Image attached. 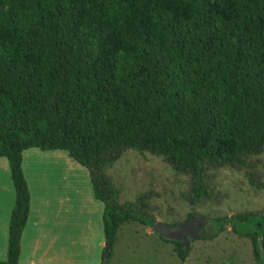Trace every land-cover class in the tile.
<instances>
[{"label":"trees","instance_id":"trees-1","mask_svg":"<svg viewBox=\"0 0 264 264\" xmlns=\"http://www.w3.org/2000/svg\"><path fill=\"white\" fill-rule=\"evenodd\" d=\"M33 147L87 169L112 247L121 225L157 221L146 194L121 203L107 175L127 149L188 174L192 207L208 202L213 172L264 150V0H0V157L15 192L0 264L19 263L30 210L22 152ZM211 223L200 238L230 224L264 264V215ZM158 237L185 261L190 245Z\"/></svg>","mask_w":264,"mask_h":264},{"label":"rangeland","instance_id":"rangeland-1","mask_svg":"<svg viewBox=\"0 0 264 264\" xmlns=\"http://www.w3.org/2000/svg\"><path fill=\"white\" fill-rule=\"evenodd\" d=\"M30 154L29 157H25V160L29 158L27 159L28 163L33 164L34 157ZM58 154L61 155L56 159L57 171L63 172V163L65 164L69 157L64 151H60ZM63 156L64 158H61ZM69 160H71L73 168L81 170L79 173L82 176L87 174L88 171L85 167L71 158ZM27 173H29L28 169ZM107 175L112 184L120 191L119 201L121 203L134 201L141 194H146L145 202L149 214L153 215L156 220L166 223L183 221L190 212L195 213V216L202 214L210 222L216 217L231 216L241 212L264 215V150L261 154L252 156L241 168H221L213 172L209 181L211 189L209 201L194 207L186 201L191 185L190 176L176 172L159 155L127 149L107 169ZM55 177L57 178V176ZM6 178L8 182H12L7 172H5ZM59 180L62 182L60 178ZM38 187V184L31 182L33 197H35ZM56 191L54 193H57V196L60 195L59 190ZM62 212L64 213V211ZM34 214L37 215V211ZM258 218H253V220ZM36 224L35 231L31 230L28 233L29 235L35 234V238L38 239L36 255L39 260H44V264L60 263L59 261L67 255V251L68 259L69 251H72L74 264L92 262L97 234L102 236L101 218L98 219L96 228L95 226L88 228L87 225L79 224L89 230L85 232L87 238L84 246L81 244V237L76 236L75 232H73L72 240L63 241L66 232L62 230L63 226L60 220L52 222L48 212L43 214V218H37ZM51 225L58 227H53V231ZM252 225V222L242 223L239 229L246 230ZM68 226L77 225L72 221V223L68 222ZM145 228L150 230V227H144L134 222L120 226L109 263L172 262L177 260L178 256L174 253L173 244L161 240L155 233L147 234ZM52 232H56V234L51 235ZM26 241L22 254L24 264L26 256L32 251L34 244V242L30 244L28 241V245H26ZM190 246L192 249L188 256L190 261H203L202 259L207 256L225 259L213 260L217 262L247 263L252 261L249 239L236 235L231 230L230 224L225 225V230L211 239H192ZM0 252L2 257L0 260L6 259V247L2 248Z\"/></svg>","mask_w":264,"mask_h":264},{"label":"crops","instance_id":"crops-1","mask_svg":"<svg viewBox=\"0 0 264 264\" xmlns=\"http://www.w3.org/2000/svg\"><path fill=\"white\" fill-rule=\"evenodd\" d=\"M37 151L39 152L37 153ZM60 151H64V150L61 149L40 150L39 148L33 147V148L25 149L22 152V169L30 192V210L25 228L21 236V253L19 256L18 264H24L22 259V254H23V247L25 240H27L26 245H28V241H30V244L34 242L32 251H30L26 256L25 264H44L43 263L44 260H39L36 255V241L38 239L35 238V234L29 235L28 233L31 230L35 231V227L37 226L36 224L37 218L39 217L43 218L44 213L46 212L49 213L52 222H55L58 219L60 220L63 226L62 230L66 232L63 241L72 240V238L74 237L73 232H75L76 236L81 237L82 239L81 244H83V246L84 243H86V238H87L85 232L89 230L85 229L83 226H79V224L87 225L88 228L89 227L92 228L93 226H95L96 228V226H98L97 221L99 218H101V222H102L103 204L93 195L88 172L87 174L82 176V174L79 173L81 171L79 168L77 169L73 168V165L70 162L71 160H69L71 157L67 154L66 151L64 152H66L69 158H67L68 161L65 162V164L63 163L64 171L63 172L57 171L58 167H57L56 159L59 158V155H61L58 154L60 153ZM29 154L34 157L33 164L28 163L27 159L29 158L25 160V157H29ZM61 158H64V156ZM27 169L29 170V173H27ZM9 171L10 170L7 159L5 157H0V250L4 247H6L7 250L8 223H9L10 212L14 205V199H15V192L13 194V189H14L12 186L13 184L12 182L11 183L8 182L7 178L5 179V172L9 173L10 175ZM55 176H57V178ZM58 177L62 180V182H60ZM31 182L36 183L39 186L37 193H35V197H33ZM55 190L57 191L59 190L60 195L57 196V193H54ZM36 211L38 213L37 215L34 214ZM62 211H64V213ZM70 217L71 219H69ZM72 221H74L77 226H72V227L68 226V222L72 223ZM53 227H58V226L51 227V230L54 231ZM144 227H149V226H144ZM145 232L147 234L154 233L151 231V229L148 230L147 228H145ZM54 234H56V232H52L51 235ZM96 242L97 243L95 245V255L93 257L92 262L78 263V264H101L102 252L105 243L103 237V231H102V236L100 234H97ZM191 250L192 249H190V251ZM69 254H70L69 259H68V251H67V255H65L64 259L59 261L60 263H55V264H74L72 261V255H73L72 251H69ZM188 256L184 262H181V260L178 257L177 260L172 262H140V263L114 262L108 264H255L254 260L252 259V256H251L252 261L247 263H238V262L235 263L231 261L217 262L213 260H225V259H216L214 257L210 258L208 256L202 259L203 261H197V260L190 261L188 259ZM0 258H2L1 252H0Z\"/></svg>","mask_w":264,"mask_h":264},{"label":"water","instance_id":"water-1","mask_svg":"<svg viewBox=\"0 0 264 264\" xmlns=\"http://www.w3.org/2000/svg\"><path fill=\"white\" fill-rule=\"evenodd\" d=\"M207 218L199 214L193 216L176 224L166 223L157 220L151 227V231L156 233L161 238L168 241H179V248L190 245L192 239L200 237H208L212 234L211 226L205 227ZM111 243H104L103 259L107 260L111 250Z\"/></svg>","mask_w":264,"mask_h":264},{"label":"flooded vegetation","instance_id":"flooded-vegetation-1","mask_svg":"<svg viewBox=\"0 0 264 264\" xmlns=\"http://www.w3.org/2000/svg\"><path fill=\"white\" fill-rule=\"evenodd\" d=\"M208 226H211V229H212V232H213L214 229H215V227H214V225L209 220L205 223V227H208Z\"/></svg>","mask_w":264,"mask_h":264}]
</instances>
